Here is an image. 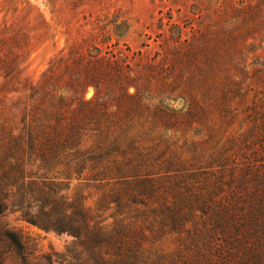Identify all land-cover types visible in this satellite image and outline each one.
I'll use <instances>...</instances> for the list:
<instances>
[{
    "label": "trees",
    "instance_id": "16d2710c",
    "mask_svg": "<svg viewBox=\"0 0 264 264\" xmlns=\"http://www.w3.org/2000/svg\"><path fill=\"white\" fill-rule=\"evenodd\" d=\"M221 16L136 63L75 44L37 80L0 27V264H264V0ZM10 215L73 240L34 254Z\"/></svg>",
    "mask_w": 264,
    "mask_h": 264
},
{
    "label": "rangeland",
    "instance_id": "374dc122",
    "mask_svg": "<svg viewBox=\"0 0 264 264\" xmlns=\"http://www.w3.org/2000/svg\"><path fill=\"white\" fill-rule=\"evenodd\" d=\"M240 1L0 0V27L14 25L26 31L29 46L24 75L37 80L55 57L79 43L97 44L118 56L128 55L132 63L149 58L160 50V33L170 34L171 23L179 24L190 36L193 30L211 22L213 14L222 18L228 4ZM93 94L90 87L86 96ZM93 199H89L91 204ZM9 218L22 230L34 254L63 253L73 240L67 233L40 229L16 215Z\"/></svg>",
    "mask_w": 264,
    "mask_h": 264
}]
</instances>
